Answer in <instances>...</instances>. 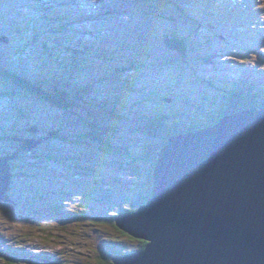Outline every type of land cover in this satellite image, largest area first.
<instances>
[{
	"label": "rangeland",
	"instance_id": "374dc122",
	"mask_svg": "<svg viewBox=\"0 0 264 264\" xmlns=\"http://www.w3.org/2000/svg\"><path fill=\"white\" fill-rule=\"evenodd\" d=\"M25 1H28V4L32 2V0H0V21H6L4 25L0 24V32L9 34L13 38L12 43L8 46H5V43L10 39L5 41L0 40V62L6 65V60L3 55L6 53L12 54L13 67L18 63L26 72H42V78L36 77L43 83L42 88L45 90H53L59 84L63 86L62 83H64L63 81L66 79V73L63 69L58 68L55 63L52 64V66L48 65V61L54 56L53 53L56 52L49 51L51 52L49 53L50 57L42 54L43 48L45 47L43 41L47 38L49 33L40 26L39 19L41 18V13L38 12L37 9H34L36 17L33 20V24L25 25L23 23L11 22L13 16L15 21L20 18L19 15L15 17V11L17 7L26 6ZM48 1L50 2V0ZM34 4H37V1H35ZM27 8L30 9L32 6L28 5ZM26 15L28 16V13H26ZM74 29L77 31L78 27L75 25ZM15 30H19L22 36L17 37L14 33ZM68 34L70 33L60 35L66 37ZM34 38L38 41V47H36L37 49L35 50L33 47ZM200 44L201 43L195 42L191 47L193 50V57L196 59L201 58V51L198 50ZM29 50L33 51L34 60H31L29 57ZM198 52H200V55L197 54ZM123 55L126 56V60L128 61L129 54H126V50L121 53V57ZM140 55V51L135 53V56L138 57V60L135 62L140 63L139 65L142 63ZM167 57H169L167 64L160 67L168 75H166L167 79H164L167 88L160 92L161 98H159L160 96L157 97V99L162 101V104H158V101L151 102L150 100L152 98H147L144 102L149 108L157 106L165 110L176 108L178 115L183 117L187 116L186 118L188 119L198 115L197 112L202 102L206 101L208 104L212 97L215 96L219 98L221 96L222 93L215 92L208 87L203 88L200 82L196 83L194 81L195 75L191 76L190 66H186L185 60L181 58V56L170 54ZM128 64L127 66H131V63ZM34 65L37 66L33 68ZM204 66L203 64H197L198 69ZM79 68L82 69L81 72L83 73V77L81 79L74 77L72 80L78 84H83L88 80L93 82L90 90L85 87L86 93L83 98L78 99L74 97L75 101L80 102L81 111H77V114H79L83 120L77 119L76 115L73 117L71 109L68 106L61 108L50 103L41 104L42 101L44 102L45 100H38L41 98L34 93L27 95L22 90H19L21 92L20 94H12L13 96L4 94L1 96V90L6 88L9 89V85L10 87L12 85L10 82L5 83L0 81V154L3 153L2 156H5L6 154L4 153H11L3 158H10L14 155L8 162L11 163L12 160L15 165H12V170L15 172L13 176L15 178L13 189L15 190H9L10 197L13 195L14 198H12V200L0 199V249L6 255L13 254V252L25 253V249L30 248L34 250L33 252L35 253L39 252L43 254L45 251L48 254H52V256L62 257L65 260L94 264L98 259L88 262L89 259H94L90 255L92 249H97L95 252L96 255H103L112 250L127 252L139 248L138 239L127 233H123L116 225L108 223L104 228H101L102 231H105V236L103 237L99 233V227L93 223L84 225L83 227H85V229L79 232L80 229L76 228L80 227L82 223L86 221H77L74 217L72 219H66L61 211L57 213L55 210L53 213H46L45 211L36 212L32 209L44 206V199L40 204L37 201V195L41 194L37 188L38 186L43 187V181L47 177L50 181L49 173L52 172L54 175L53 180L55 181L53 186H60L62 188L66 186L67 189H69V192H62L61 194L58 193L59 191L54 194L49 192L50 194L47 198L53 199L55 204H57L58 201H62L65 204L67 203L66 206L78 210L82 206L88 204L89 202L87 200L92 198L93 204L97 205L100 209L105 210V207H107V213L106 210L103 212L104 215L107 216L108 213H118L119 206L126 209L131 208L129 211L132 212L133 207L139 209L148 202L144 199V194H147V192L140 193V189L135 185V183H138L137 180L134 179L135 168H130L129 165L125 164L123 161L124 159L119 155L114 157L106 154L105 146L99 144L103 143L102 140L91 139L90 141H84L87 133H91L90 124L94 126L95 124L98 125L100 130L94 127V131L103 135L104 139L110 136V132H115L116 127H122L124 130L121 132L127 133L117 134L115 138V140H120V142L125 145L124 149H120L118 153L126 154L125 150L129 146L127 151L128 154H133L134 159H139L144 166L149 165L148 160H146L148 157L147 151H145V143L158 144L161 140V135L139 131L138 128H144L145 121L141 119L140 116L132 115L133 112L131 113L124 108V104H129L131 98L140 99L148 90L144 89V95L140 96L138 93L140 88H142L140 83H136L135 88L132 90H129L125 84L118 83L115 85V95H113L111 99L107 95L104 86L95 81L99 72L98 64L94 65L93 68L83 66H79ZM251 68L252 72H254L253 69H255V65ZM205 74H209V72L205 71ZM245 74L247 75V72ZM33 75L32 77L35 78V75ZM122 77L126 79L123 73ZM137 77H139V73L133 74L130 78L135 80ZM233 83L234 81L229 84L232 85ZM248 84L252 87H258L254 82H249ZM184 88L188 89L190 92L193 91L195 97L181 94ZM11 89V91H14L15 87L12 86ZM223 89L225 91V85ZM260 89L264 91V85ZM169 93L174 94L177 100L174 99L169 101L168 97H163L171 96ZM78 94L80 93L78 92ZM95 99L97 100L95 101ZM178 100H180V102ZM181 101H183V103H181ZM87 103H96V110L91 111V109H84ZM16 105L21 106L16 107ZM104 107L106 109H103ZM115 107H120L122 110V114H119L121 116L118 119H115L114 116H109L110 112H113ZM141 107H143V105ZM19 108H25L23 110L29 113L37 111V114H34L35 116L27 114L26 118H18L17 116L19 115L16 114L19 113ZM150 111L151 109L141 112ZM186 113L190 115H185ZM10 115H14L13 118H10ZM109 117L113 120L109 119ZM85 118L88 120H84ZM133 119H137V121H133ZM13 120H17V122L20 121L19 124L23 126L25 124L26 129L31 126L30 123L33 126L37 125L36 127L31 126L33 128L30 131L21 134L30 138H41L33 139V141L37 143L36 145L30 142V147L28 149L26 142L13 139L8 140L7 136H4L6 134V129H3L2 126H6V124L10 125V122H13ZM71 122L75 123L70 125ZM49 130H61L57 133L60 138L55 139V137H52L49 134ZM62 133L65 135L63 138H61ZM17 144L18 150L13 148ZM149 146L150 150L153 145ZM22 147L24 149H22ZM32 149L35 154L38 155V159H36V157L24 156L28 150ZM43 149H46V151ZM43 151L49 154V156L44 159L41 158V156L44 157L42 155L44 154ZM55 152H60L63 155L67 154L69 157L73 156V160L75 161H85L87 159L91 163L88 166L93 168L94 174H100V179L102 181L107 180V182H112L113 189L106 186L103 188L102 185L95 184L94 182L92 184V189L83 185L84 182H79L78 184L75 174L66 172L63 169L64 165L61 164L62 162L54 158ZM83 152H85V154ZM34 162H36V164ZM49 162L51 164H49ZM49 166H51L52 170L48 169ZM139 172L143 178L147 177L144 167H140ZM8 178L10 179L11 175ZM77 178L79 181L81 177ZM122 183H124L125 187H122ZM151 187L153 188L152 183ZM29 198L33 199V203L30 207L27 205ZM13 200H15L16 203H12ZM31 217L35 219L32 220ZM28 221L31 222V229ZM67 226L69 227L68 230L72 232L70 235L63 232L65 230L64 228ZM100 226L102 227L104 225ZM101 238L102 240L100 242ZM55 253H57V255ZM5 263L4 259H0V264Z\"/></svg>",
	"mask_w": 264,
	"mask_h": 264
},
{
	"label": "water",
	"instance_id": "95a60500",
	"mask_svg": "<svg viewBox=\"0 0 264 264\" xmlns=\"http://www.w3.org/2000/svg\"><path fill=\"white\" fill-rule=\"evenodd\" d=\"M3 157L0 199L12 200ZM153 176L148 202L116 221L148 244L114 264H264V108L170 136Z\"/></svg>",
	"mask_w": 264,
	"mask_h": 264
},
{
	"label": "trees",
	"instance_id": "16d2710c",
	"mask_svg": "<svg viewBox=\"0 0 264 264\" xmlns=\"http://www.w3.org/2000/svg\"><path fill=\"white\" fill-rule=\"evenodd\" d=\"M146 2V1H145ZM146 4V3H145ZM148 7V6H147ZM146 7V10H147ZM5 57V60L8 62H13V55L10 53H6L5 55H3ZM6 63V62H5ZM12 77H14L13 79H15V81H17V84H20L21 89H19L17 86L15 88L14 91L9 92L11 95L12 94H20L21 92L19 90H22L25 94H31L34 93L36 95H38L41 99L38 100H45L46 102L53 104L57 107H61V108H65V107H69L71 109V113L73 115V117H77V119H81L83 120V118H81V116L79 114H77V111H81V109L79 108V106H77V104H75L74 102H71L69 99V97H67V95H71L73 97H76L78 99L83 98L82 94H78V92H74L71 91L70 89L67 91L66 87H62L59 88L57 91H48V90H43V88L41 86H43V83L41 81L38 80H31L29 77H27L28 79H25L24 77L20 78L15 72H13L10 68V66H8V64L6 63V65L3 64V62H0V77L4 78V79H10ZM123 81H126L125 78L122 79ZM30 82V83H28ZM237 84H235L236 86ZM240 86V85H237ZM23 88V89H22ZM253 89H257L258 91H262L259 87H253ZM192 91V90H191ZM5 93V91L2 92V95ZM260 93V92H259ZM171 94V93H169ZM184 95H190L192 97H195V93L192 91L190 92L188 89L184 88L182 89V93ZM256 93L252 92V91H247L243 93L241 92L238 88H230L229 90H227V92L224 94V100H215L217 102H209L207 104L206 101L202 102L201 105L204 106L201 108V111L198 110V115L191 118H186L183 117L181 115L177 116L176 113H178L177 109L174 110V112H170V110H165L162 109L161 107L156 108V115H150V114H144L143 112L141 113V119H143L144 121L154 124L156 126H158V128H160L164 133L166 134H173V133H180L182 130H195V129H199V128H203V127H207L209 125H213L215 123H218L219 120L222 118L223 115H225L228 112L231 111H235L236 108H244L247 106H252L254 101L253 100H257V97L255 95ZM1 95V96H2ZM38 97V98H39ZM174 98V97H173ZM97 99H95L96 101ZM180 102V100H178ZM223 101V102H222ZM41 104H45L42 103ZM96 105V103H94ZM232 108V109H231ZM103 109H106L105 107ZM221 110V111H220ZM83 113V112H82ZM27 114H31L27 111H24L23 109H20V116L22 118H26ZM185 115H190L188 113H186ZM74 120V118H73ZM195 121V122H194ZM80 122V121H79ZM75 122H71L70 125H72ZM31 124V123H30ZM95 124V123H94ZM90 129H91V133L86 135V138L84 141H90L91 139H96V140H102L103 143H99L102 146H105V153L109 154L110 156H114L116 157L117 155L121 156L125 162V164L129 165L130 168H135L136 171L134 172V179L137 180L138 183H135V185L138 187V189H140V193L141 192H147V194H144V199H146V201L149 199V197L151 196L152 193V187H151V183L153 185V177H152V171L153 169L150 168L152 167V165H155L156 163V159H157V155H158V151L161 150L164 146V141H162V137L161 140L158 144H151V143H145V151H147V157L148 159V164L149 165H143L141 164L142 162L139 159H134V155L133 154H128L127 151L129 149V146L127 147V149L125 150V153H118V151L120 149H124V146L120 140L117 141L115 140V138L117 137V134H125L127 132L122 133L121 131L124 130L122 129V127H116L115 132H110V136H105L106 139H104L103 135L99 134L98 132L94 131V127H97V130H100L98 125L95 124L91 125L90 124ZM24 128V126L22 124L16 125V129H14V131L16 133L21 132V130ZM139 131L143 132L146 131V133L148 134H156L157 133L151 129L150 126L145 127L144 128H138ZM60 132L58 130H49V133H52V137H55V139L60 138L59 134H56ZM109 134V133H107ZM58 135V136H57ZM65 137V135L62 133L61 138ZM12 139V138H11ZM65 139V138H64ZM97 144V143H95ZM149 145H153V147L149 150L150 146ZM46 151V149H43ZM32 151V152H31ZM30 152L31 153H26L25 156H29V157H36V159H38V155L35 154L34 150L32 149ZM43 151L44 154H42L44 157L41 156V158H45L47 156H49V154H47V152ZM49 151V150H48ZM9 153V152H8ZM85 154V152H83ZM143 153V152H141ZM6 154V153H4ZM51 154V152H50ZM54 158L58 159L60 162H62L61 164L64 165L63 169L66 172H72L73 174H75L76 176V180L77 183L79 184V182H84L83 185L90 187V189H92V184L93 182L95 184L98 185H102L103 188L104 186L109 187L111 189H113L112 186V182H107V180L102 181L100 178V174L99 175H95L94 174V170L90 165L91 163L86 159L85 161H75L73 160V156H67V154H61L60 152H55L54 153ZM134 162V163H133ZM49 164H51L49 162ZM13 165V164H12ZM15 166V165H13ZM52 166V165H51ZM51 166L48 167V169H51ZM62 167V166H61ZM140 167H144L146 169V174L147 177L143 178L141 173L139 172V168ZM53 172L49 173V178L50 181L48 180V177L46 179H44L43 181V187H39L38 189H40V195H37V201L39 202V204L43 201V199H45V197H47L50 193V186L52 185L51 183V179L53 180ZM77 177H81L78 181ZM143 179H142V178ZM15 180V178H14ZM53 186V185H52ZM61 191H63V188L61 189ZM92 195V194H91ZM90 195V196H91ZM106 200V199H105ZM33 199L29 198V201L27 203V205L30 207V205L33 203L32 202ZM89 203L82 206L81 208H79L78 210L71 208L70 206H66L64 205L63 202H60L59 204H51L48 202L44 201V206L46 210H51L54 211L56 210L57 213H59L60 211L62 212L63 216L69 219H72L73 217L77 220V221H86L85 223H82V225L76 229H80L79 232L83 231L85 229V227H83L86 224H91L93 223L94 225H96L97 227H99L100 230V234L104 237L105 236V231H102L101 228H104L105 225L112 224V225H116V227H118L123 233L126 234L125 231H123L121 229V227L118 225L117 218L125 213H128V209L126 208H122V206H119V211L118 213L115 212L113 213H108L107 216L104 215V211L107 209V207H105V210L100 209L97 205L93 204V200L92 198H89L87 200ZM72 202V201H71ZM47 204V205H45ZM67 204V203H66ZM136 207H133L132 211L136 210ZM35 209V208H32ZM41 209V208H40ZM54 209V210H53ZM86 210V211H85ZM131 210V208H130ZM107 213V210H106ZM30 216V215H29ZM31 219H35L33 217H31ZM29 222V226L31 229V222ZM27 222V223H28ZM100 225H104V226H100ZM28 229V230H30ZM65 230L63 231L65 234H72L71 231H69V227H65ZM87 229V228H86ZM102 231V232H101ZM128 234V233H127ZM131 236V235H130ZM133 237V236H132ZM135 238V237H134ZM138 239V238H136ZM102 238L100 239L101 242ZM139 241V248H142L145 246V244L147 243L145 240H140ZM97 249H92L90 255L92 256V258L94 259H89L88 262H92L93 260H97L95 261L94 264H114L113 261V255L117 254L118 252H121V250H117V251H108L103 255H96ZM17 253V252H15ZM0 259H4V262H6L7 264H18V263H23L20 258H17L15 256H12V254L6 255L2 252V250L0 249ZM30 262L31 264H37L34 263L32 261H27ZM59 264H87L86 262H82V261H69V260H65L62 257H60V260L58 261Z\"/></svg>",
	"mask_w": 264,
	"mask_h": 264
},
{
	"label": "clouds",
	"instance_id": "9594fccd",
	"mask_svg": "<svg viewBox=\"0 0 264 264\" xmlns=\"http://www.w3.org/2000/svg\"><path fill=\"white\" fill-rule=\"evenodd\" d=\"M5 81L6 82H10V84L13 86V87H15L16 88V86L19 88V89H21V87H20V84L18 83L17 84V81H15V79H12V78H10V79H5ZM10 86V85H9ZM11 86V87H12ZM12 90V89H11ZM11 90H10V92H11ZM9 95H11L10 93H9ZM15 95V94H14ZM28 95H30V94H28ZM32 96V95H31ZM214 102H217V101H213V103ZM218 103V102H217ZM202 107H204V106H200V108H199V111H201V108ZM143 109H141L140 111H142ZM144 114H146V112H143ZM150 114V113H149ZM151 115V114H150ZM225 115H227V113L225 114ZM225 115H223V116H225ZM84 120H88L87 118H85ZM146 122V121H145ZM148 123V122H147ZM149 125H154V124H151V123H148ZM156 128H154L153 130L158 134V135H161V137H162V141H164L165 140V142H164V146L166 145V143H167V141H168V139H169V137L170 136H175V135H179V134H182V133H184V131L186 130H182L180 133H173V134H166V133H164L163 131H161V129L160 128H158V126H156V125H154ZM153 127V126H152ZM144 128H145V125H144ZM201 129H206V127H203V128H199V129H195V130H193V131H199V130H201ZM28 138H30V137H28ZM31 139H34V138H31ZM163 146V147H164ZM163 149V148H162ZM161 149V150H162ZM9 150H11V149H9ZM161 150H159L158 151V155H157V159H156V162H157V160H158V157H159V152L161 151ZM26 153H31V152H26ZM25 153V154H26ZM11 153H9V155H10ZM25 156V155H24ZM12 161V160H11ZM35 164H36V162H34ZM11 164V170H12V164L14 165V163H13V161L10 163ZM155 165H156V163H155ZM155 165H153V167H152V169H153V171H152V177H153V185H154V176H153V173H154V168H155ZM13 171V170H12ZM14 172V171H13ZM33 173H35V172H33ZM113 186V185H112ZM52 187V186H51ZM53 188H55V186H53L52 187V189L50 190V192H53V193H55L54 192V190H53ZM152 193H153V189H152ZM152 193H151V196H152ZM150 196V197H151ZM150 197H149V199H150ZM148 199V200H149ZM147 200V201H148ZM41 208V209H40ZM130 209H128V211H129ZM138 210V208L136 209V210H134V211H129L128 213H133V212H136ZM34 211H36V212H42L43 210H42V207H37V208H35L34 209ZM128 213H125V214H123V216H125V215H127ZM120 217V216H119ZM123 230V229H122ZM123 231H125V230H123ZM126 233H128L127 231H125ZM129 234V233H128ZM129 235H131V234H129ZM131 236H133V235H131ZM133 237H135V236H133ZM135 238H138V239H140V240H145L147 243L145 244V246L144 247H142V248H138V249H136V250H133V251H127V252H124V251H122V252H118L117 254H115V255H113V257H115L116 255H119V254H125V253H130V252H135V251H139V250H141V249H144L145 247H146V245L148 244V240H146V239H143V238H139V237H135ZM49 257H52V254H49ZM114 260V259H113ZM48 261H52V259H48ZM47 264H59V262H56V263H52V262H48Z\"/></svg>",
	"mask_w": 264,
	"mask_h": 264
},
{
	"label": "bare ground",
	"instance_id": "6f19581e",
	"mask_svg": "<svg viewBox=\"0 0 264 264\" xmlns=\"http://www.w3.org/2000/svg\"><path fill=\"white\" fill-rule=\"evenodd\" d=\"M145 6L143 7V10H144V13L147 15V17L151 18L152 20L156 21L159 17V14H158V9L156 6H154V2L153 0H146L145 2ZM151 4V5H150ZM71 5H73L74 7H77L81 10V3L79 2H76V3H72ZM71 5H68V6H71ZM148 6V7H147ZM146 7H147V10H146ZM70 15H72L73 17L77 18L78 17V11L75 10L74 12H71ZM236 18V17H235ZM71 23L76 25L78 27V24H77V21H75V19H71ZM132 26H129V32H130V35L131 37H133V33H132ZM125 44H127V41L124 42ZM193 55V54H192ZM125 55H123L122 57L126 59V56L124 57ZM220 80V79H219ZM232 109V108H231ZM221 111V110H220ZM195 122V121H194ZM24 149V148H23Z\"/></svg>",
	"mask_w": 264,
	"mask_h": 264
}]
</instances>
